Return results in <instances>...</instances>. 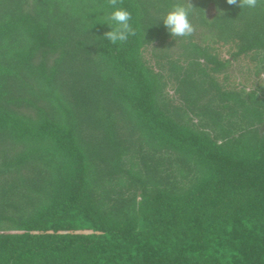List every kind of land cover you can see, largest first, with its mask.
Segmentation results:
<instances>
[{
    "label": "trees",
    "instance_id": "1",
    "mask_svg": "<svg viewBox=\"0 0 264 264\" xmlns=\"http://www.w3.org/2000/svg\"><path fill=\"white\" fill-rule=\"evenodd\" d=\"M256 2L0 0V264H264Z\"/></svg>",
    "mask_w": 264,
    "mask_h": 264
},
{
    "label": "clouds",
    "instance_id": "2",
    "mask_svg": "<svg viewBox=\"0 0 264 264\" xmlns=\"http://www.w3.org/2000/svg\"><path fill=\"white\" fill-rule=\"evenodd\" d=\"M114 6L106 16L104 24L108 26V31L103 33V38L111 44L125 42L130 36L135 35V29L131 23L132 13L124 7ZM230 5L254 9L257 6L256 0H227ZM190 9L183 3H175L167 9L159 19L162 21L168 33L173 37H188L193 32V25L189 19Z\"/></svg>",
    "mask_w": 264,
    "mask_h": 264
},
{
    "label": "rangeland",
    "instance_id": "3",
    "mask_svg": "<svg viewBox=\"0 0 264 264\" xmlns=\"http://www.w3.org/2000/svg\"><path fill=\"white\" fill-rule=\"evenodd\" d=\"M212 11H213L212 6L209 5V6L207 7V9H206V14H207L208 16H210V14L212 13ZM194 36H195V39L198 40V38L200 37V32H199V30H198V31L196 30V31L194 32ZM168 48H169V52H170L172 55H176V54H178V53H179V50H180V48H179L177 45H175V44H172V45L169 46ZM229 72H231V73H233L234 75H236V72H234V71H232V70H230ZM169 93H171V91H169ZM260 129H261V131L264 132V122L262 123Z\"/></svg>",
    "mask_w": 264,
    "mask_h": 264
}]
</instances>
